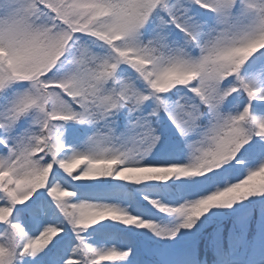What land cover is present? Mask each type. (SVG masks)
I'll use <instances>...</instances> for the list:
<instances>
[{"label":"snow or ice","instance_id":"6c2138e0","mask_svg":"<svg viewBox=\"0 0 264 264\" xmlns=\"http://www.w3.org/2000/svg\"><path fill=\"white\" fill-rule=\"evenodd\" d=\"M0 264H264V0H0Z\"/></svg>","mask_w":264,"mask_h":264},{"label":"trees","instance_id":"16d2710c","mask_svg":"<svg viewBox=\"0 0 264 264\" xmlns=\"http://www.w3.org/2000/svg\"><path fill=\"white\" fill-rule=\"evenodd\" d=\"M209 231H211V229ZM202 252H203V247H202ZM209 259H211V254L210 253H209Z\"/></svg>","mask_w":264,"mask_h":264}]
</instances>
